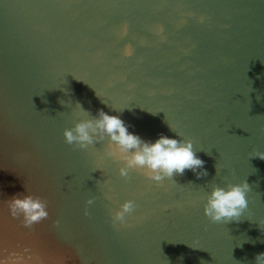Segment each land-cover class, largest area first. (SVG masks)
Masks as SVG:
<instances>
[{"label": "water", "instance_id": "water-1", "mask_svg": "<svg viewBox=\"0 0 264 264\" xmlns=\"http://www.w3.org/2000/svg\"><path fill=\"white\" fill-rule=\"evenodd\" d=\"M77 102L90 116L119 115L145 140H192L207 175L185 171L163 186L134 171L121 177L119 163L94 155L106 140L89 151L65 143L64 129L82 118ZM253 151L264 152V0H0V255L255 264L264 161L249 159ZM244 180L240 222L211 223L205 195ZM16 193L43 199L48 217L25 227L7 206ZM127 200L136 204L131 227H113Z\"/></svg>", "mask_w": 264, "mask_h": 264}, {"label": "clouds", "instance_id": "clouds-1", "mask_svg": "<svg viewBox=\"0 0 264 264\" xmlns=\"http://www.w3.org/2000/svg\"><path fill=\"white\" fill-rule=\"evenodd\" d=\"M203 20L204 18L201 17V22ZM163 31L162 27L159 28L158 34H162ZM127 34L128 27L125 25L120 35L126 36ZM133 54L132 45H125L123 55L131 57ZM74 110L75 114L82 118L77 119L71 128L64 129L65 143L80 151H89L92 146L106 140L104 151L100 154L94 153V155L101 163L105 160L119 163L121 177L127 178L129 173L134 171L156 185L163 186L166 180L174 183L172 178L183 175L185 171L193 172L197 178L207 175L204 170L205 161L196 154L193 141L190 139H177L159 134L154 141H149L130 132L131 125L125 123L119 115H109L103 109H98L95 116H90V113L79 102L75 104ZM114 110L122 112L124 108ZM168 127L170 131L175 132L170 124ZM176 134L179 136L178 133ZM249 159L264 161V152L253 151ZM250 191L251 188L246 180L237 184L228 183L223 187L213 185L211 191L204 197L203 214L213 224L239 223L249 207L248 194ZM106 198L112 199L107 194ZM93 203V199L86 201L88 206ZM7 206L13 218H22L25 227H30L49 215L47 203L40 197L30 194H14L11 199L7 200ZM135 209L136 204L132 200L119 205V209L111 216L113 227H131L127 217ZM84 214L85 216L89 214L87 208ZM58 224L59 221L53 222L54 227ZM60 259L65 260L63 257ZM0 264H44V260L39 254L31 253L29 248H24L23 252L0 255ZM255 264H264V252L256 254Z\"/></svg>", "mask_w": 264, "mask_h": 264}]
</instances>
